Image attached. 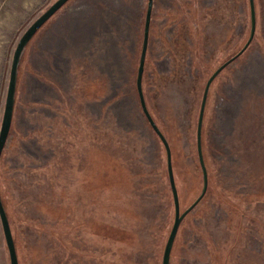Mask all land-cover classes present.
<instances>
[{
    "label": "rangeland",
    "instance_id": "rangeland-1",
    "mask_svg": "<svg viewBox=\"0 0 264 264\" xmlns=\"http://www.w3.org/2000/svg\"><path fill=\"white\" fill-rule=\"evenodd\" d=\"M56 1L0 0V129L19 40ZM255 5L252 43L209 90V188L171 264H264V0ZM147 8L70 0L23 53L0 161L20 264H162L175 205L136 85ZM250 34V0H154L143 92L171 147L181 212L204 185L206 84ZM0 264H10L1 220Z\"/></svg>",
    "mask_w": 264,
    "mask_h": 264
},
{
    "label": "water",
    "instance_id": "water-1",
    "mask_svg": "<svg viewBox=\"0 0 264 264\" xmlns=\"http://www.w3.org/2000/svg\"><path fill=\"white\" fill-rule=\"evenodd\" d=\"M70 0H57L48 10H46L38 19L34 21V23L26 30V32L23 34L21 39L19 40V43L16 47V50L14 52L12 66H11V72H10V80H9V86L7 91V97H6V103H5V110H4V116L3 121L0 129V160L3 154V150L6 146L13 116H14V107H15V97H16V91H17V79H18V70L19 65L21 62L22 55L27 47V45L30 43V41L33 39V37L37 34V32ZM153 7H154V0H148V8H147V14H146V22H145V30H144V41H143V47H142V53L138 68V76H137V89L138 94L140 97V104L143 110L144 115L146 116L147 120L149 121L151 127L153 128L154 132L158 135L161 142L163 143L166 153H167V161H168V173H169V179L174 199V205H175V220L173 227L171 229L170 235L168 237L164 254H163V261L162 264H170L171 260V253L174 247V243L176 240V237L178 235L180 226L184 220V218L192 212L195 207L201 202V200L206 195V192L208 190V172L204 161L203 156V150H202V128H203V119L206 109V103L207 98L209 94L210 87L214 80L217 78V76L230 64H232L236 59H238L241 55L245 53V51L249 48L250 44L252 43L255 34H256V28H257V17H256V6H255V0H250V9H251V34L248 42L244 46V48L234 57H232L230 60H228L226 63H224L220 68H218L213 75L208 80L203 100L201 104L200 109V115H199V121H198V128H197V146H198V155L200 164L203 171V177H204V187L202 190L201 195L199 198L185 211L181 212L180 208V200H179V194L174 178L173 173V165H172V151L171 147L169 145L168 140L156 124L155 120L153 119L143 92V76L145 72V63H146V57L148 53V47H149V38H150V26H151V20H152V13H153ZM0 220L3 228L4 237L6 240L7 248L9 251L10 256V264H19L18 254L15 246V241L13 237V233L11 230L9 218L6 212V209L4 207L1 193H0Z\"/></svg>",
    "mask_w": 264,
    "mask_h": 264
},
{
    "label": "trees",
    "instance_id": "trees-1",
    "mask_svg": "<svg viewBox=\"0 0 264 264\" xmlns=\"http://www.w3.org/2000/svg\"><path fill=\"white\" fill-rule=\"evenodd\" d=\"M68 2H69V1H68ZM66 4H67V3H66ZM66 4H65V5H66ZM65 5H64V6H65ZM64 6H63V7H64ZM255 6H256V5H255ZM63 7H62V8H63ZM62 8H61V9H62ZM153 8H154V7H153ZM61 9H60V10H61ZM60 10H59V11H60ZM59 11H58V12H59ZM48 22H49V21H48ZM46 24H47V23H46ZM46 24H45V25H46ZM45 25H44V26H45ZM44 26H43V27H44ZM43 27H42V28H43ZM42 28H41V29H42ZM41 29H40V30H41ZM40 30H39V31H40ZM39 31H38V32H39ZM38 32H37V33H38ZM30 42H31V41H30ZM29 44H30V43H29ZM29 44H28V45H29ZM28 45H27V47H28ZM27 47H26V48H27ZM25 50H26V49H25ZM246 51H247V50H246ZM246 51H245V52H246ZM22 56H23V55H22ZM236 60H237V59H236ZM21 61H22V58H21ZM20 65H21V62H20ZM20 65H19V70H20ZM145 65H146V63H145ZM19 70H18V75H19ZM144 73H145V72H144ZM143 78H144V76H143ZM213 83H214V82H213ZM17 85H18V79H17ZM136 85H137V83H136ZM212 85H213V84H212ZM212 85H211V87H212ZM137 91H138V89H137ZM16 93H17V91H16ZM15 100H16V97H15ZM208 100H209V94H208V98H207L206 106H207V104H208ZM205 120H206V109H205V114H204V119H203V128H202V150H203L204 161H205V165H206V168H207V171H208V178H209V174H210V173H209L208 165H207V163H206V159H205L206 156H205L204 144H203V133H204V127H205V126H204V125H205ZM12 122H13V121H12ZM149 124H150V123H149ZM150 126H151V125H150ZM151 128H152V127H151ZM152 129H153V128H152ZM10 131H11V130H10ZM165 150H166V149H165ZM197 150H198V148H197ZM0 161H1V160H0ZM202 172H203V171H202ZM203 178H204V177H203ZM203 187H204V185H203ZM208 188H209V185H208ZM9 222H10V221H9ZM172 251H173V250H172ZM171 256H172V253H171ZM19 264H20V263H19ZM170 264H171V260H170Z\"/></svg>",
    "mask_w": 264,
    "mask_h": 264
}]
</instances>
